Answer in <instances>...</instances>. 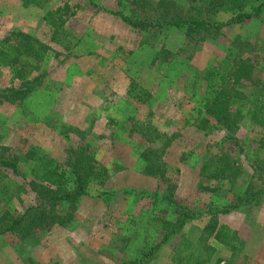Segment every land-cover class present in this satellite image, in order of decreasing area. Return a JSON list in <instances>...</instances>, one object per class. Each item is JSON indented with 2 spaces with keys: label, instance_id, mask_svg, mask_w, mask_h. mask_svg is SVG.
<instances>
[{
  "label": "rangeland",
  "instance_id": "obj_1",
  "mask_svg": "<svg viewBox=\"0 0 264 264\" xmlns=\"http://www.w3.org/2000/svg\"><path fill=\"white\" fill-rule=\"evenodd\" d=\"M47 10L55 11V18H65L54 40L44 20ZM65 10L68 15H63ZM134 10L130 0H48L42 9L25 7L20 0H0V38L20 29L50 45L36 73L43 74L40 84L26 96L20 93L10 102L0 99V148L21 155L35 149L60 165L70 146L88 145L110 175L104 186L89 189L93 194L109 192L99 198L82 197L67 225H47L22 241L0 236V264L138 261L161 238L158 220L175 218L166 204L153 201L150 193L156 189L190 207L209 202L221 206L233 202L248 185L264 182V152L257 149V129L248 118L243 117L236 130L243 149L239 153L224 142V130L198 113L203 70L224 57L236 39L254 63L256 82L247 89L249 101L264 102V5L258 17L225 26L216 39L196 45L187 44L176 29L141 44L143 32L121 19L134 15ZM229 17L219 14L223 21ZM179 48L187 51L177 54ZM190 51L193 56L188 59ZM9 85L8 72H1L0 88ZM75 107L82 112H74ZM219 145L243 168L232 188L201 173ZM149 150L153 166L148 170L155 178L145 173L144 155ZM32 164L19 163L18 176L0 167V214L21 212L33 202L27 185L34 179ZM12 183L23 188L8 198L16 188ZM206 221L207 217L194 220L184 230L194 234ZM219 222L235 230L244 252L264 264V201L220 215ZM216 246L208 264L229 254L226 247ZM172 258L167 244L138 264H171Z\"/></svg>",
  "mask_w": 264,
  "mask_h": 264
},
{
  "label": "trees",
  "instance_id": "obj_2",
  "mask_svg": "<svg viewBox=\"0 0 264 264\" xmlns=\"http://www.w3.org/2000/svg\"><path fill=\"white\" fill-rule=\"evenodd\" d=\"M23 6L34 5L44 8L48 0H20ZM134 5V15L121 16L130 28L143 32L145 36L141 44L170 29L179 30L187 44H200L209 39H216L222 28L232 24H242L258 17L264 0H130ZM58 9H56L57 11ZM220 13L229 14L227 21L219 19ZM55 11L47 10L44 20L52 27L54 40L57 26L64 19L55 18ZM68 15L66 10L63 15ZM50 45L38 37L20 29L9 30L0 38V73L8 72L9 86L0 88V99L10 102L22 93L30 94L37 87L43 74L40 72ZM184 51L177 50V54ZM187 55L190 59L193 56ZM244 44L241 40L233 41L224 57L214 61L205 68L200 76L203 88L199 101L198 113L213 121L218 129L225 131L227 143L242 152L237 138L238 123L247 117L250 124L257 129V149L264 152V102H250L247 89L254 85V63L244 55ZM197 73H200L197 71ZM192 82V80H191ZM131 87L128 91L131 90ZM142 94L146 90L142 89ZM128 93V92H127ZM213 128V126H212ZM70 130V128H68ZM67 131V129H66ZM0 167L12 175H20L19 163L32 161L33 180L27 185L34 193L33 202L21 212L4 211L0 214V236H10L17 241L24 240L36 230L54 225L56 228L67 225L74 216L79 200L88 196L99 198L106 195V190L99 194L89 192L92 185L104 186L109 179L107 167L95 159L88 145L70 146L65 160L53 164V158L45 153L32 149L25 155L10 152L7 147L0 148ZM151 150L144 155L149 176L157 177L148 168ZM146 155L148 156L146 158ZM145 167V166H144ZM243 171L238 160L221 145L218 151L205 161L201 173L210 179L226 182L232 188ZM1 173V172H0ZM3 175V174H2ZM15 190L8 198L17 194L23 186L12 183ZM4 187V186H3ZM10 187H4L8 192ZM127 189L123 190L126 194ZM128 192V191H127ZM153 201L166 204L175 214L173 220L160 218L161 238L143 253L138 264L144 259L153 258L159 249L169 244L173 254L171 264H208L216 251V245L226 247L229 254L218 258L215 264H258L244 252V242L238 233L219 222L220 215H226L234 209L249 210L252 206L264 201V182L252 183L233 202L226 205L204 203L201 207L184 205L174 198L173 194L158 193L157 189L150 193ZM207 217L202 227L196 228L194 234L186 233L184 228L194 220ZM31 264H34L31 262Z\"/></svg>",
  "mask_w": 264,
  "mask_h": 264
},
{
  "label": "crops",
  "instance_id": "obj_3",
  "mask_svg": "<svg viewBox=\"0 0 264 264\" xmlns=\"http://www.w3.org/2000/svg\"><path fill=\"white\" fill-rule=\"evenodd\" d=\"M82 112V109H77L76 107H75V109H74V112Z\"/></svg>",
  "mask_w": 264,
  "mask_h": 264
}]
</instances>
